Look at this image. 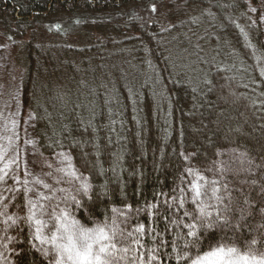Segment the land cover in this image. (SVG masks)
I'll return each mask as SVG.
<instances>
[{"label":"trees","instance_id":"trees-1","mask_svg":"<svg viewBox=\"0 0 264 264\" xmlns=\"http://www.w3.org/2000/svg\"><path fill=\"white\" fill-rule=\"evenodd\" d=\"M155 1L0 0V30L23 45L21 105L37 153H64L86 177L73 215L116 232L126 264H177L164 254L175 256L182 230L162 215V201L174 205V190L187 191L181 180H193L190 168L218 180L224 197L226 222L204 244L223 237L242 253L264 252V27L249 13L256 0H171L181 8L165 23L135 14ZM197 9L211 21L199 24ZM16 187L5 199L18 217L7 264H49L32 236L26 185ZM194 208L186 201L175 217ZM121 229L130 233L127 252Z\"/></svg>","mask_w":264,"mask_h":264},{"label":"snow or ice","instance_id":"snow-or-ice-1","mask_svg":"<svg viewBox=\"0 0 264 264\" xmlns=\"http://www.w3.org/2000/svg\"><path fill=\"white\" fill-rule=\"evenodd\" d=\"M13 135L18 136L19 133L13 129ZM11 144L12 141L10 140ZM32 144L34 142L28 141ZM64 160H68V157L64 153H60ZM7 159V156L0 153V163ZM187 159V157H186ZM35 163V162H33ZM69 167L72 168L71 175L76 179L84 180L82 175L77 176L76 170L72 167L71 162L68 161ZM27 161L21 163L20 153L17 149L12 157L10 165L0 166V186H2V192H16L19 191L16 185H20L22 182L20 179V172L26 171ZM63 171V168L60 169ZM66 175L68 173H65ZM188 175L193 176L191 182L181 180V184H187V191L184 187H179L174 190L177 195L174 197L175 204L169 203L168 200L162 201L163 205L167 209L165 219L169 223L180 228L182 233H177L181 244L177 245L174 241L172 247L176 250L175 256H171L169 253H165V257L170 259H177V264H264V252H256L252 248H249L247 252H241L239 248L234 245H229L223 242V237L220 241H217L215 245L204 244L206 236L211 229L218 226L221 223L226 222V217H222L220 205L223 204L224 197L219 195L220 187L218 180L208 181L204 176L193 174V170H188ZM9 180L13 183L8 185ZM48 187V185H44ZM90 185L85 182L82 185L83 191L87 194ZM31 193L28 198L29 211H35L39 200L50 201L53 199L51 196L41 195L35 189V187L25 189ZM74 199V198H73ZM189 202L195 206L192 210H185L182 216L176 218V210L184 209L185 203ZM215 201V203L213 202ZM44 215L49 216L48 223L50 224L51 241L53 244L50 250L51 260L49 264H64L65 260L71 262V264H117L122 257H118L116 252L120 249L117 248V242L115 241L116 232H113L112 236H109L104 227H96L95 229L87 228H75L73 226L70 229L63 223H60L57 228V222L61 220V217L56 215L59 203H56L55 207H52L49 213L43 204H40ZM151 207H156L152 205ZM227 206H225V209ZM207 209H213L214 211H207ZM137 214L140 209H137ZM66 216L67 213L65 212ZM213 216L215 219H213ZM31 219V216L28 217ZM121 223H127V220L121 221ZM186 231H183L185 230ZM63 230L64 235H57ZM143 225L139 226V231H143ZM39 231V229H37ZM118 234L121 237L119 244L123 251H129L126 246V237L130 236V233H125L122 229L118 230ZM39 238V237H38ZM57 240H64L66 243H56ZM46 241H42L44 243ZM105 242H108L107 244ZM154 243V242H153ZM255 243V241H253ZM164 246V241L158 247L153 248L152 252L156 253L160 247ZM206 248V250H205ZM152 259H156L153 256Z\"/></svg>","mask_w":264,"mask_h":264},{"label":"rangeland","instance_id":"rangeland-1","mask_svg":"<svg viewBox=\"0 0 264 264\" xmlns=\"http://www.w3.org/2000/svg\"><path fill=\"white\" fill-rule=\"evenodd\" d=\"M170 1L171 0H156L149 5L139 7L136 9L135 14H137L138 17L151 18L152 21L165 23L171 20L170 12H173L175 7V10L181 8V4H178L179 1L175 6L169 5ZM194 13L197 16L199 24L204 23V21H211L206 19L208 17L201 9L195 10ZM249 13L256 23L260 22L264 27V0H256L254 3H251L249 5ZM196 42H194L195 45ZM220 47L225 48L227 46L221 44ZM195 51L197 50L195 49ZM221 51L223 52L224 50ZM228 55L229 53L224 51L223 59L225 60ZM24 69L25 60L23 45L16 44L15 42L11 43L10 37L0 30V153L7 156V159L3 160L0 166L10 165L12 157L18 149L21 163L23 164L24 161H27L26 171L20 172V176L23 181L26 182V188L31 189L35 187L36 191L41 195L53 197L50 201L39 200L38 197L35 198L38 203L34 213L30 212L27 206L28 217L31 216V219L28 220L32 226V236L37 243L47 248V254L44 253V255L46 258H49L50 250L53 247L51 233L49 231V216L43 214L39 207L40 204H43L44 208L50 213L52 207H55L57 202L59 203L56 215L60 216L61 220L57 222V228H59L60 223L65 224L70 229H72L73 226L75 228H95L82 225L72 212V205L78 200L80 195L79 189H81V192L83 191L82 185L86 177L82 175L78 169L76 170L72 163L71 165L75 168L76 175H82L84 180L76 179L71 175L72 168L69 167L68 163L70 158L66 154L68 160H64L62 156L45 159L37 153V146L30 132L32 123L30 113L27 111L24 113L21 105L20 88ZM14 128L15 131L19 133L18 136L13 135ZM10 140L12 141L11 144L9 143ZM28 141L34 143L30 144ZM61 168H63V171L60 170ZM65 173L68 174L66 175ZM244 182L243 184L245 185L246 182ZM8 185L10 186V182H8ZM44 185H48V187H44ZM11 194L12 192H2V186H0V264H7L9 260L8 250L10 249H8V247L11 245L12 238L9 231L10 227L15 225L18 219L17 215H11L7 212L5 199L6 197L9 198ZM30 196L31 193L27 192V198ZM26 204L28 205V202ZM65 212L67 213L66 216L64 215ZM37 229H39V231H37ZM57 235H64L63 230L57 233ZM42 241L46 242L42 243ZM56 243H66V241L57 240ZM125 258L122 259L119 264H126ZM64 264H71V262L65 260Z\"/></svg>","mask_w":264,"mask_h":264}]
</instances>
